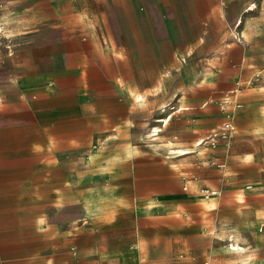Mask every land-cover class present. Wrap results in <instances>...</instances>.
I'll return each mask as SVG.
<instances>
[{
    "label": "crops",
    "instance_id": "obj_1",
    "mask_svg": "<svg viewBox=\"0 0 264 264\" xmlns=\"http://www.w3.org/2000/svg\"><path fill=\"white\" fill-rule=\"evenodd\" d=\"M233 2H240L234 22ZM48 15L50 40L17 52L16 73L34 81L30 91L55 81L56 98H23L33 128L0 132V264L177 259L180 238L200 234L202 216L222 203V192L209 199L180 192V163L170 156L200 157L173 140L167 155L152 141L163 133L201 145L226 121L218 106L238 84L234 132L229 144L219 142L225 152L209 157L225 162L226 232L263 230L264 202L246 190L261 185L251 169L255 152L245 148L264 143V0H49ZM170 104L173 111L160 116ZM152 121L147 137L154 138H142ZM93 145L100 147L87 153L80 175L97 180L76 186L70 152ZM15 158L31 162L18 168ZM76 204L86 211L80 230L46 215ZM233 236L231 264L255 261Z\"/></svg>",
    "mask_w": 264,
    "mask_h": 264
},
{
    "label": "rangeland",
    "instance_id": "obj_2",
    "mask_svg": "<svg viewBox=\"0 0 264 264\" xmlns=\"http://www.w3.org/2000/svg\"><path fill=\"white\" fill-rule=\"evenodd\" d=\"M239 4L240 2L232 3L233 22L239 17L237 16L240 14ZM48 9L49 0H0V26L2 28L0 34V132L2 128H9L19 134L18 130L20 129L22 131L23 128H33L34 118L24 103L23 98H27L29 101L40 95L47 99L56 98L55 91L57 84L55 81L47 80L44 87L46 89L43 91H30L28 88L34 81L31 79L20 80L16 73V68L18 67V63L16 62L17 52L26 51L34 47L35 43H47L50 40L49 25L52 21H50ZM23 29L25 30L23 31ZM224 98L220 100L219 108L222 106ZM185 105L182 104V106ZM171 107L172 105L170 104L166 108L167 112H164L160 116L165 117L168 113L172 112ZM153 122L140 134L142 138L148 140L154 138V136L147 137L148 134L154 132L151 129ZM169 126L170 124L167 125V129ZM220 130L221 127L218 126L213 133L219 132ZM166 133L167 130L164 132V135ZM162 134L160 133V137L156 141H152L155 143L154 147L166 146L165 148H167L169 141L173 140L177 149L189 150V147L195 148L194 154H198L197 156L200 157L196 162L192 163L188 157H180V153H173L170 156L172 157L170 159H175L180 163L177 166L182 176L180 179V192L195 193L198 196H204L207 193L210 194L213 190L219 191V194L222 192V197L219 198L222 203L214 205L209 214L202 216L200 234L198 236H184L180 238V254L185 253L189 258L190 264H231L234 261V256L229 253L228 246L234 241H230L233 235L226 232L228 225L225 222L226 210L223 203L225 200V186L223 184L222 172L224 168H217L216 165H211L209 157L215 152H220V150L225 152V149H209V146L206 145H183L180 136L174 140L172 136L167 137ZM14 140L19 145L22 144L21 137L16 136ZM223 141L222 139L220 140L221 144H223ZM3 143L5 142H2V139H0V155L5 151ZM98 147L100 145H93L86 152H82L81 150H73L70 152L71 157L74 159V185L81 186L85 181L91 183L97 180L96 178L81 176L80 172L81 170L85 172L88 168L85 161L87 153L90 154ZM245 149L247 152H255L253 155V164L255 166L251 169L256 175L255 179L259 180L261 184L257 189L253 185H248L246 190L258 192L260 194L259 200L261 199L264 202V143L250 145ZM169 150L167 148V155L169 154ZM1 162L0 166L5 164V162ZM29 162H31L30 158H15L10 161L11 164H17V167L20 166L18 168H21L23 163ZM212 168L218 169L216 173L219 176H216L214 174L215 172L207 171ZM187 183L190 185L188 191L184 189ZM46 215L50 221L58 222L62 227L73 226L75 229L80 230L83 220L86 217V211L81 205L76 204L66 208H51L46 210ZM235 238L239 239V243L245 247L246 252L255 253V261L244 264H264V256L262 255V252H264V227L261 231H259V227L247 229L241 234H235L233 239ZM147 260L148 258L144 259L142 256L139 264L143 262L147 264ZM176 263L177 259L173 257L165 258L163 263L157 261L154 264Z\"/></svg>",
    "mask_w": 264,
    "mask_h": 264
},
{
    "label": "built area",
    "instance_id": "obj_3",
    "mask_svg": "<svg viewBox=\"0 0 264 264\" xmlns=\"http://www.w3.org/2000/svg\"><path fill=\"white\" fill-rule=\"evenodd\" d=\"M241 23L242 20L239 19L233 26V36L236 40H241V34H240ZM239 93H240V84H238L237 87L230 90L225 95L223 104L221 106V110L226 114V121L221 126V130L219 132H214L211 135H209L207 138L202 139L200 141L201 145H208L209 147L215 149L218 147L221 139L224 140L227 144H229L235 126L233 117L236 111L242 107V104L238 101ZM210 162L211 165H216L218 168L225 167V162H218L216 160H210ZM186 189L187 187H185V190ZM210 194L211 196H216L219 194V191L213 190L211 191ZM142 264H144V262ZM176 264H190L188 256L185 253L179 254ZM205 264H209V263H205Z\"/></svg>",
    "mask_w": 264,
    "mask_h": 264
},
{
    "label": "bare ground",
    "instance_id": "obj_4",
    "mask_svg": "<svg viewBox=\"0 0 264 264\" xmlns=\"http://www.w3.org/2000/svg\"><path fill=\"white\" fill-rule=\"evenodd\" d=\"M165 120L166 121H168V119H167V117L165 118ZM162 121H164V120H162ZM162 130V129H161ZM154 131V130H153ZM155 131H158L157 129L155 130ZM155 133V132H154ZM150 135V134H149ZM159 137V136H158ZM181 150V149H180ZM204 198H206V199H209V198H211V197H213V196H211V194H205L204 196H203ZM237 237V236H236ZM232 240V239H231ZM234 248H236V250H239V244H237L236 245V247H234ZM233 248V249H234ZM246 251V250H245ZM237 253V252H236ZM240 254V253H239Z\"/></svg>",
    "mask_w": 264,
    "mask_h": 264
}]
</instances>
